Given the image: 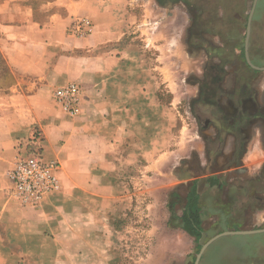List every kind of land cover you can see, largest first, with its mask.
<instances>
[{
    "label": "crops",
    "instance_id": "1",
    "mask_svg": "<svg viewBox=\"0 0 264 264\" xmlns=\"http://www.w3.org/2000/svg\"><path fill=\"white\" fill-rule=\"evenodd\" d=\"M128 1L0 0V264H75L84 254L61 246L71 228L87 259L110 264L116 223L135 207V187L119 178L137 165L149 217L159 213L151 257H189L214 239L204 263L231 241L244 250L234 260L264 264V0H150L166 8L152 34L179 21L193 51L186 94L166 102L157 77L125 57L138 19ZM203 18L212 23L197 30ZM70 83L84 89L74 116L53 98ZM35 148L59 163L61 188L25 206L9 173Z\"/></svg>",
    "mask_w": 264,
    "mask_h": 264
},
{
    "label": "rangeland",
    "instance_id": "2",
    "mask_svg": "<svg viewBox=\"0 0 264 264\" xmlns=\"http://www.w3.org/2000/svg\"><path fill=\"white\" fill-rule=\"evenodd\" d=\"M128 2L129 10L135 12L138 19L134 25L127 28L126 34L121 41V44L127 47V54L125 57H137L138 75L143 71L147 74L151 71L152 74L157 77V87L162 96V102H166L167 98L169 100L171 97L186 94V88L182 85V81L187 75L189 66L191 65L190 56L193 51L186 45L185 34L182 35L181 38L179 37L182 23L179 21L170 23L168 29L164 28L160 30L159 27L158 32L152 34V32L155 31V27L159 26L161 21L164 20L163 10H166V8L157 7L155 3L150 0H129ZM151 15H153L152 19ZM212 20V18L198 19L196 25L197 30L209 26ZM227 21L229 20L227 19ZM89 26V23H82L79 34L88 33L90 30ZM151 35H155L157 41L153 40ZM165 41H167V43H162ZM194 42L198 43V40ZM4 70L7 72L9 71L5 66L3 56L0 54V75ZM169 75L172 76L174 80L171 87H169L168 82L166 83L164 80L165 77L167 78ZM169 84H171V82ZM137 87L140 89L139 85H137ZM160 104L159 102V105ZM185 116L186 126L190 128L193 122L189 115ZM188 133L190 134V132ZM147 176L148 172H146L144 167H142V165H137L135 168L123 171L122 177L119 178L120 183L135 187L133 188L135 193L132 195L135 200V207L131 211H128L126 216H123L119 222L116 223L121 235L115 234V236H113V238H115V246L111 254L112 260L110 264H195L198 254L207 243L205 241L197 242L196 248L189 257H167L158 252L151 257L149 248L152 242L149 233L151 229H154L151 225L153 217L159 218V213H154L153 216H151L152 218L149 217L151 199L146 192L149 181ZM154 230L156 231V229ZM69 231H71V233H69ZM65 232L66 234L63 235L66 237L65 241L62 240L61 242L62 249L67 252L65 256L68 257V253L72 255L74 251H78L79 254L84 255L81 257L79 256L75 264H90L91 262L94 264L95 261L93 259L92 261L86 258L87 254L85 253L87 249L85 243L69 240L71 235L76 232H82L81 228H75V230L71 228V230H66ZM255 241L248 244L250 249H253L255 246ZM229 242L231 241L219 242L208 252L205 258L206 262L204 263L203 258H201L199 264H251V260L247 258L243 261L234 260L238 259L239 252L244 250H237V248L231 246ZM245 249H248V247ZM71 255L70 257H72ZM258 261L261 262V260L256 259L255 264ZM65 262L66 261H63L62 263ZM95 264L102 263L97 261Z\"/></svg>",
    "mask_w": 264,
    "mask_h": 264
},
{
    "label": "built area",
    "instance_id": "3",
    "mask_svg": "<svg viewBox=\"0 0 264 264\" xmlns=\"http://www.w3.org/2000/svg\"><path fill=\"white\" fill-rule=\"evenodd\" d=\"M83 97L84 89L77 83L60 87L54 93L58 106L70 116L79 113ZM58 169L59 163L45 161L40 149H33L9 173L15 196L25 206H38L50 194L60 190Z\"/></svg>",
    "mask_w": 264,
    "mask_h": 264
},
{
    "label": "water",
    "instance_id": "4",
    "mask_svg": "<svg viewBox=\"0 0 264 264\" xmlns=\"http://www.w3.org/2000/svg\"><path fill=\"white\" fill-rule=\"evenodd\" d=\"M213 240H214V239H213ZM213 240L207 242V243L202 247L200 253H199L198 256H197V259H196L195 264H199V262H200V260H201V258H202V256H203V254H204V252H205L206 249L209 247V245H210L211 243H213Z\"/></svg>",
    "mask_w": 264,
    "mask_h": 264
}]
</instances>
